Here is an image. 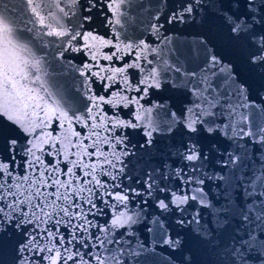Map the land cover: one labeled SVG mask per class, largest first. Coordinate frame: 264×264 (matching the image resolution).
I'll use <instances>...</instances> for the list:
<instances>
[{"label": "snow or ice", "instance_id": "obj_1", "mask_svg": "<svg viewBox=\"0 0 264 264\" xmlns=\"http://www.w3.org/2000/svg\"><path fill=\"white\" fill-rule=\"evenodd\" d=\"M124 2L71 0L69 6L78 9L73 15L78 16L79 24L70 33H49L67 35L63 43L68 48L61 55L80 52L81 39L85 48L93 49L95 45L89 41L97 40L92 34L96 22L109 27L119 24L118 18L114 22L109 18L107 10H119ZM28 4L32 16L44 25L33 0ZM210 10L220 26L242 45L249 64L264 68V0H176L170 12L155 17L151 27L156 40L167 39L162 29L195 23L197 16ZM19 33L14 21L0 13V123L16 130L13 135L0 133V241L6 236L11 239L8 246L0 242V264H128L125 238L131 235L135 239L139 222V217L134 220L129 215L133 199L140 202L141 213L151 203L162 214H175L176 226L187 228L216 251L220 264H264V168L251 178L235 177L230 189L225 183L226 173L235 158L228 154V161H212L223 171H210L212 152L206 153L200 143L202 133L215 135L219 131L208 119L215 113L207 110L216 106L210 98L215 56L201 67L200 79L192 84V106L180 112L166 111L155 120L150 118L152 110L141 103L161 87L155 69L148 77L135 80L136 95L127 96L122 91H132V86L126 73L138 64H128L125 59L126 67L105 76L106 69L93 72L91 63H85L76 71L84 78L82 87L88 93V103L70 114L53 111L50 121L39 113L29 118L26 111L12 106L13 101L32 91L20 83L28 79L24 69L29 61L21 54ZM112 39L119 37L113 35ZM100 43L110 48L104 59H121L123 49L111 40L101 38ZM143 47L157 51L147 44ZM124 48L131 49L132 45L125 44ZM117 76H121L120 83ZM93 86L98 87L94 94ZM73 123L79 127L69 135L67 128ZM138 131L143 141L133 146L132 134ZM161 138L168 143L157 150L155 165L133 179L127 170L130 157L137 149H157ZM125 180L140 187L133 188ZM226 233L227 240L220 239ZM158 235L159 239L152 238L155 244L149 250L169 249L170 262L176 264L171 254L182 251V239L166 228ZM148 247L141 241L130 254L139 257ZM190 260L186 257L184 264Z\"/></svg>", "mask_w": 264, "mask_h": 264}, {"label": "water", "instance_id": "obj_2", "mask_svg": "<svg viewBox=\"0 0 264 264\" xmlns=\"http://www.w3.org/2000/svg\"><path fill=\"white\" fill-rule=\"evenodd\" d=\"M33 3L36 5V12L43 18L44 25H40L32 16L28 0H0V13L13 20L16 28L20 29L18 40L21 54L29 61L24 69L28 79H21L20 83L32 91L21 100L13 101L14 108L22 113L26 111L29 118H33V113H39L41 118L50 121L53 111L70 114L76 109H83L88 103V93L82 87L84 78L76 68H83L85 63H91L93 72H99L103 68L106 69L103 75L108 76L112 75V70L126 67L123 61L127 59L128 64H138L139 67L126 73L132 91H122L123 95H136L134 89L138 85L134 81L148 77L153 69L158 73L161 87L152 90L141 101L145 108L152 110L150 118L155 120L157 117L162 118L166 111L180 112L192 106V84L200 79L201 67L215 56L217 64L213 71L216 75L210 78L214 90L210 98L214 99L216 106L207 110L215 113L208 119L219 131L215 135L202 133L200 136V143L206 153L212 152L209 170L223 171L211 162L228 161V154H231L236 162L234 165L228 164V180L225 181L231 189L235 185V177L246 175L251 178L264 168V152H261L264 147L261 144L264 141V68L249 64L242 45L220 26L211 10L197 16L195 23H182L162 29L161 33H166L167 39L157 41L151 27L156 23L155 17L170 12L176 0H125L119 10H107L109 18L113 22L118 18L119 24L113 23L109 27L107 24L101 26L99 20L96 22L92 34L97 35V40L89 41L95 45L93 49L85 48L81 39L80 52L66 51L61 55L68 48L63 43L68 39L67 35L57 37L49 33H70L80 22L78 16L73 15L74 11L78 14V9L69 6L71 0H33ZM60 8L64 11L61 12ZM84 35L88 36L89 33L85 31ZM113 35L119 39H112ZM101 38L111 40L112 44L123 49L121 59L115 62L104 59L110 54V48L100 43ZM125 44L132 45V48L125 49ZM144 44L150 49L155 48L156 53L145 51ZM93 54L96 55L95 60L91 59ZM137 56H140L139 60L136 59ZM193 72L197 73L195 77L191 76ZM116 82H121V76L116 77ZM97 91L98 87L93 86L92 93ZM124 111L127 112V109ZM76 115L81 116V113L77 112ZM78 127L73 123L67 128V132L71 135ZM63 132L64 129H61V133ZM0 133L5 136L13 135L16 130L7 123H0ZM142 141V133L138 131L132 134L133 146ZM167 143L166 138H161L157 149L147 152L137 149L136 154L130 157L127 169L131 177L134 179L141 176L145 170L154 166L157 150L163 149ZM213 149L217 151H212ZM220 152L225 155H220ZM124 183L133 188L140 187L131 180H125ZM211 187L209 185L210 189ZM129 207V215L134 220L139 217V222L134 229L135 239L131 235L125 238V251L129 253L128 264H171L169 249L155 247L154 252L149 250L155 244L152 238L159 239L158 233L162 228L168 229L173 235L178 234L183 241L182 251L171 254L175 256L176 264H184L186 257L191 258L190 264H220L216 251L202 243L187 228L176 226L175 214H162L151 203L145 205V212L141 213L140 202L135 199ZM129 228L131 231L132 226ZM149 228L152 232L148 231ZM227 238V233L220 237L225 241ZM141 241L149 247L139 257L132 256L130 250H137ZM0 242L8 246L11 239L6 236Z\"/></svg>", "mask_w": 264, "mask_h": 264}]
</instances>
